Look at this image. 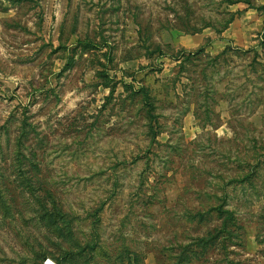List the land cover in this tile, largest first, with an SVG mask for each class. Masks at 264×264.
I'll use <instances>...</instances> for the list:
<instances>
[{
  "label": "rangeland",
  "instance_id": "1",
  "mask_svg": "<svg viewBox=\"0 0 264 264\" xmlns=\"http://www.w3.org/2000/svg\"><path fill=\"white\" fill-rule=\"evenodd\" d=\"M264 264V0H0V264Z\"/></svg>",
  "mask_w": 264,
  "mask_h": 264
},
{
  "label": "built area",
  "instance_id": "2",
  "mask_svg": "<svg viewBox=\"0 0 264 264\" xmlns=\"http://www.w3.org/2000/svg\"><path fill=\"white\" fill-rule=\"evenodd\" d=\"M43 263L44 264H58V262L53 259V258H50V257H47L43 260Z\"/></svg>",
  "mask_w": 264,
  "mask_h": 264
}]
</instances>
